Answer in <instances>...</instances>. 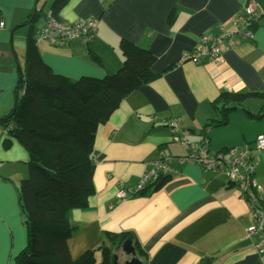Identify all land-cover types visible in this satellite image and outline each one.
Instances as JSON below:
<instances>
[{
    "label": "crops",
    "instance_id": "obj_1",
    "mask_svg": "<svg viewBox=\"0 0 264 264\" xmlns=\"http://www.w3.org/2000/svg\"><path fill=\"white\" fill-rule=\"evenodd\" d=\"M53 0H0V118L13 108L18 69L23 66L27 27H21L34 7ZM37 2V3H36ZM247 0H69L58 19L97 21L88 46L67 47L37 40L41 60L69 80L101 79L123 63L119 47L127 40L155 56L157 77L127 95L97 128L93 194L86 207L68 218L74 231L67 241L72 258L97 248L107 232H128L145 252L142 264H264L246 238L252 206L224 175L202 170L186 160V149L172 142L167 123L178 120L183 138L200 142L204 126L217 118L212 102L223 92L264 91V0L256 4L257 26L250 40L239 37ZM236 22V23H235ZM44 23L41 19L39 29ZM230 34L235 45L222 51L221 61L194 62L203 35ZM225 44V43H224ZM263 101L246 103L252 113ZM264 135V117H248L237 109L228 123L209 129L211 151L253 149L254 179L264 201V149L255 139ZM0 126V264H15L27 243L18 204L19 182L28 176L27 154ZM167 159L171 177L159 189L119 200L120 189L134 188L150 164ZM116 251V249H115ZM119 251V250H118ZM119 254L120 251H119ZM120 257V256H119ZM122 263L126 258L121 256Z\"/></svg>",
    "mask_w": 264,
    "mask_h": 264
},
{
    "label": "trees",
    "instance_id": "obj_2",
    "mask_svg": "<svg viewBox=\"0 0 264 264\" xmlns=\"http://www.w3.org/2000/svg\"><path fill=\"white\" fill-rule=\"evenodd\" d=\"M68 2L53 0L50 15L58 19L59 12ZM44 4L40 8L34 7L21 26L27 27L28 31L23 66L18 69L15 85L14 106L0 118V126L8 134L3 140L4 148H9L15 141L27 154L28 176L18 186V204L27 243L16 256L15 264H113L115 249L127 238L133 241L136 257L146 261L145 252L128 232H107L106 240L97 248L72 258L67 241L74 227L68 215L73 209L86 207L93 194L94 141L98 125L127 95L157 77L152 70L155 56L123 39L119 44L123 63L115 73L101 79L82 77L76 81L57 75L41 60L37 50L39 38L35 22L45 19ZM256 26L255 18L249 28L253 32ZM253 99L264 102V91L221 93L212 102L217 118L205 124L202 140L192 143L208 140V130L225 126L230 113L237 109L252 119H262L264 103L255 113L246 106ZM208 149L213 152L210 147ZM250 150L253 160L254 150ZM188 153L186 151V156ZM170 177L168 173L159 172L157 178L137 194L156 191Z\"/></svg>",
    "mask_w": 264,
    "mask_h": 264
},
{
    "label": "built area",
    "instance_id": "obj_3",
    "mask_svg": "<svg viewBox=\"0 0 264 264\" xmlns=\"http://www.w3.org/2000/svg\"><path fill=\"white\" fill-rule=\"evenodd\" d=\"M256 4L254 0H247L245 12L237 19L244 23V28L238 36L250 40L253 32L249 28L251 20L256 16ZM236 23V22H235ZM97 21L93 18H84L74 23L64 24L53 16L47 14L43 25L36 32L39 40L48 42L51 46L67 47L74 41H79L88 46L96 31ZM4 27V22H0V29ZM225 43V44H224ZM235 45V41L230 34H221L217 37L209 38L201 36L199 47L193 53L194 62H216L221 61V54L224 50H229ZM167 127L175 143L183 145L189 153L186 160L199 165L205 171H213L224 175L234 184L242 199L252 206V223L246 229L245 236L252 240V248L264 263V203L254 205L260 198L261 187L254 179L255 164L252 160V150L225 149L217 152L209 151L208 140L201 143H192L181 136L187 135V131H180L178 120H170ZM255 148L260 151L264 149V135L258 136L255 140ZM170 174L167 159L160 156L158 160L150 164L148 170L139 180L134 188L125 192L123 185L116 195L119 200L125 199L129 195H135L141 191L150 181L157 178L159 172Z\"/></svg>",
    "mask_w": 264,
    "mask_h": 264
},
{
    "label": "water",
    "instance_id": "obj_4",
    "mask_svg": "<svg viewBox=\"0 0 264 264\" xmlns=\"http://www.w3.org/2000/svg\"><path fill=\"white\" fill-rule=\"evenodd\" d=\"M120 251L126 258L122 263H119L117 254L113 256V264H142V262L136 257V250L133 246V241L130 238L124 240L121 245L116 248V251Z\"/></svg>",
    "mask_w": 264,
    "mask_h": 264
},
{
    "label": "rangeland",
    "instance_id": "obj_5",
    "mask_svg": "<svg viewBox=\"0 0 264 264\" xmlns=\"http://www.w3.org/2000/svg\"><path fill=\"white\" fill-rule=\"evenodd\" d=\"M47 14H49V12L48 13H46L45 15L47 16ZM46 16H45V18H46ZM55 18V17H54ZM55 19H57V18H55ZM45 20V19H44ZM59 22H61V23H63L62 21H60L59 19H57ZM40 19H38L36 22H35V30L36 31H38L39 29H37V26H39V24H40ZM74 23V22H73ZM64 24H67V23H64ZM209 38H212V37H210V36H208ZM124 191L125 192H129V189H124ZM121 253V252H120ZM116 254H117V256H118V261H119V263L121 262V259H119L121 256H123V254L121 253V254H119V251H116ZM120 256V257H119Z\"/></svg>",
    "mask_w": 264,
    "mask_h": 264
}]
</instances>
